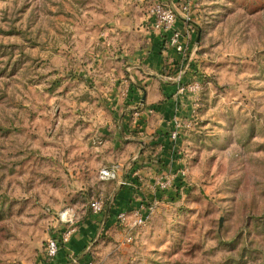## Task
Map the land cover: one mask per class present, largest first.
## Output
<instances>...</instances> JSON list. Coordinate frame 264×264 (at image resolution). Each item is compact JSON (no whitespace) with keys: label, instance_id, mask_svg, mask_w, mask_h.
I'll use <instances>...</instances> for the list:
<instances>
[{"label":"rangeland","instance_id":"374dc122","mask_svg":"<svg viewBox=\"0 0 264 264\" xmlns=\"http://www.w3.org/2000/svg\"><path fill=\"white\" fill-rule=\"evenodd\" d=\"M157 3L0 0V264L68 226L75 264H264V0L169 4L183 51L150 71Z\"/></svg>","mask_w":264,"mask_h":264},{"label":"crops","instance_id":"0c3cea01","mask_svg":"<svg viewBox=\"0 0 264 264\" xmlns=\"http://www.w3.org/2000/svg\"><path fill=\"white\" fill-rule=\"evenodd\" d=\"M161 1L162 3H165L167 5L169 4L175 5L177 4L178 0H161ZM147 36H148V40H147L148 46L146 48L147 50L146 49L142 50L138 48L135 54L133 55L132 60L140 59L138 61H141V58H143V60L141 61L142 66L145 69H149L150 71L155 70V69L161 70L164 66V62H167L170 64L167 66V68L171 67L172 62L176 61L178 54L175 50H172L171 48H168V50H163L164 49L163 48L164 39L165 38L168 39L169 33L162 32V31L160 32V31L152 29V31H150V33ZM151 81H152L151 79H146L147 83L148 82L152 83ZM150 98L151 97L148 92L147 100ZM186 100L188 101V106H190L189 100L188 99ZM178 113L179 112L177 108L173 107L172 102L163 103L162 107L159 108V113L156 115V118H158V120L161 121L160 118L164 116L165 118H168V117L171 118L173 117V115H177ZM166 137H167L166 140H168L169 138L167 135ZM167 144H168V141H167ZM162 147L163 149L161 150H163L164 154L165 153L167 154L168 152L171 153L170 144L167 147L165 145H163ZM112 208H114L112 211L117 213L123 210V208L125 207L122 204H120V205L113 206ZM106 223L107 224L109 223V219ZM74 238H75V234L72 233L68 242H66L64 245H61L59 252L52 258L51 264H75L77 262V258L74 256L78 254V251L81 248H83L85 242L79 241L77 243L76 239ZM87 259H90V258L84 257L82 259L83 262L81 261L82 264H84V261ZM68 260H69V263H66L68 262Z\"/></svg>","mask_w":264,"mask_h":264},{"label":"built area","instance_id":"2783aa9c","mask_svg":"<svg viewBox=\"0 0 264 264\" xmlns=\"http://www.w3.org/2000/svg\"><path fill=\"white\" fill-rule=\"evenodd\" d=\"M182 10L187 9V5L183 4L181 6ZM153 15L156 18V28L158 31L169 33L168 42L174 47L177 52L183 51V44L181 43V34L176 27V10L167 4L157 3L151 9ZM198 89V84L191 86V90ZM178 135L177 131H172L170 137L171 139H176ZM109 171L105 169L104 174L107 175ZM165 186L166 184H163ZM90 210L94 214H100L103 211V202L101 200L94 199L89 203ZM135 219L133 221L134 225H142L145 222V218L142 215H139L138 212L134 214ZM117 218L125 220L127 214L123 210L117 213ZM74 229L72 226H68L63 232H61L57 237H51L47 240L46 243V255L48 258H53L60 250L61 245H64L68 242L71 237ZM84 264H100V262L94 259H87L84 261Z\"/></svg>","mask_w":264,"mask_h":264}]
</instances>
